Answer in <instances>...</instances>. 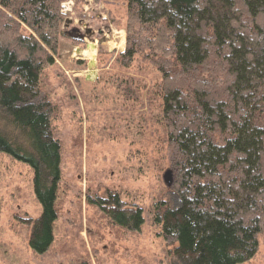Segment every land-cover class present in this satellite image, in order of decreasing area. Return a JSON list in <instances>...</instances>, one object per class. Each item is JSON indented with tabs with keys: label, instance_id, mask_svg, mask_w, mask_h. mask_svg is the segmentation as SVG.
Wrapping results in <instances>:
<instances>
[{
	"label": "trees",
	"instance_id": "obj_1",
	"mask_svg": "<svg viewBox=\"0 0 264 264\" xmlns=\"http://www.w3.org/2000/svg\"><path fill=\"white\" fill-rule=\"evenodd\" d=\"M67 0H0V156L34 172L42 212L30 248L54 242L62 176L55 105L43 76L59 53ZM128 45L162 73L165 135L174 150L177 207L155 216L179 264H242L264 227V0H122ZM114 224L140 231L142 207L117 193L88 198Z\"/></svg>",
	"mask_w": 264,
	"mask_h": 264
},
{
	"label": "rangeland",
	"instance_id": "obj_2",
	"mask_svg": "<svg viewBox=\"0 0 264 264\" xmlns=\"http://www.w3.org/2000/svg\"><path fill=\"white\" fill-rule=\"evenodd\" d=\"M62 12L59 53L42 79L62 148L54 242L45 254L30 248L31 221L42 212L34 172L2 154L0 264H179L176 244L155 222L165 208L180 204L175 184L165 178L171 170L176 180L162 112L163 75L140 54L129 67L118 62L128 45L125 1L67 0ZM108 192L120 196L124 209L142 207L140 231L114 224L89 202ZM258 241L255 256L242 264H264V227Z\"/></svg>",
	"mask_w": 264,
	"mask_h": 264
},
{
	"label": "water",
	"instance_id": "obj_3",
	"mask_svg": "<svg viewBox=\"0 0 264 264\" xmlns=\"http://www.w3.org/2000/svg\"><path fill=\"white\" fill-rule=\"evenodd\" d=\"M165 178H166V183L170 185V187H172L175 184V178L171 170L167 171Z\"/></svg>",
	"mask_w": 264,
	"mask_h": 264
},
{
	"label": "crops",
	"instance_id": "obj_4",
	"mask_svg": "<svg viewBox=\"0 0 264 264\" xmlns=\"http://www.w3.org/2000/svg\"><path fill=\"white\" fill-rule=\"evenodd\" d=\"M94 54V53H93Z\"/></svg>",
	"mask_w": 264,
	"mask_h": 264
}]
</instances>
